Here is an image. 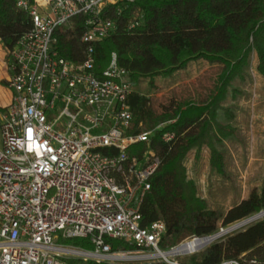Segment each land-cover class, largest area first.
Wrapping results in <instances>:
<instances>
[{
    "label": "built area",
    "instance_id": "built-area-1",
    "mask_svg": "<svg viewBox=\"0 0 264 264\" xmlns=\"http://www.w3.org/2000/svg\"><path fill=\"white\" fill-rule=\"evenodd\" d=\"M15 1L30 25L9 51L11 95L0 110V264H69L66 259L72 258L134 263L159 257L168 264H190L175 256L201 250L204 236L192 235L164 251L165 223L141 224V205L160 164L149 143L157 131L162 141H171L174 133L165 128L174 120L132 130L128 71L115 53L106 67L95 69L94 44L115 30L108 6L119 15L135 0ZM76 16L82 18L84 45L77 62L53 49L55 29L71 26ZM142 20L135 11L126 29L138 28ZM139 143L144 149L134 151ZM235 224L220 225L216 233L229 234ZM76 238L91 248L65 243ZM109 240L133 248L113 250ZM187 241L198 243L185 250ZM215 264H264V256L241 253Z\"/></svg>",
    "mask_w": 264,
    "mask_h": 264
},
{
    "label": "trees",
    "instance_id": "trees-1",
    "mask_svg": "<svg viewBox=\"0 0 264 264\" xmlns=\"http://www.w3.org/2000/svg\"><path fill=\"white\" fill-rule=\"evenodd\" d=\"M113 8L108 6L110 17L115 21L114 32L93 46L96 71L108 65L112 53L116 54L118 64L128 71L132 92L127 103L132 114V130H151L161 122L174 120L165 128L174 133L171 141H162V131H157L149 143L159 156L160 164L141 205V224L161 219L166 233L160 247L170 248L192 235L215 234L220 225H230L263 210L264 180L259 189L253 188L226 212L209 208L198 195L195 182L187 176L185 160L190 151L194 150L197 156L205 147L209 151L210 168L220 174L225 172V155L216 143L235 131L229 124L221 123L219 116L223 113L233 118L224 102L229 91L232 96L240 92L233 87V82L244 79L253 60L256 73L264 79V0H135L119 15L111 12ZM135 11L142 13V23L128 31L126 25ZM160 15L170 27L165 32L153 27ZM29 25L27 13L16 6L15 0H0V43L7 51ZM209 30L215 33L212 46L206 45L202 37ZM81 31L80 16L73 18L71 26L55 29L53 49L59 56L75 62L83 58ZM146 36L150 38L142 39ZM196 60L219 67L216 79L209 78L208 86L201 85L203 91L197 93V100L191 94L180 96L172 110L159 111L151 105L150 98L139 91L142 80L147 79L148 85L154 87V77L171 75ZM144 147V143H139L132 149L140 152ZM65 243L91 248L86 239H67ZM109 243L113 250L133 248L118 240H109ZM241 253L264 256V216L213 240L190 255L188 263L215 264ZM66 262L124 264L79 258L66 259Z\"/></svg>",
    "mask_w": 264,
    "mask_h": 264
},
{
    "label": "rangeland",
    "instance_id": "rangeland-1",
    "mask_svg": "<svg viewBox=\"0 0 264 264\" xmlns=\"http://www.w3.org/2000/svg\"><path fill=\"white\" fill-rule=\"evenodd\" d=\"M162 18V15L158 16L153 27L165 32L170 27ZM214 35L211 30L204 32L202 37L206 45L212 46ZM148 37L142 39H149ZM9 60V51L0 43V85L4 89L7 87ZM218 71V66H212L204 60L191 61L186 67L176 70L171 75L154 77V87L148 85L147 79L142 80L139 91L150 98L151 105L157 110H172L180 96L186 97L191 94L197 100V93L203 91L201 85L208 86V79H216ZM233 87L240 92L232 96V91H229L224 102V106L233 113V118H227L220 113L219 120L223 124H229L235 132L216 143L225 155L224 174L210 168L209 151L205 147L200 149L197 156L194 150L190 151L185 160L187 176L195 182L198 195L207 202L209 208L223 213L240 199L245 198L253 188L259 189L264 180V79L256 73L254 60L246 69L244 79L233 82ZM1 99H3L2 95H0ZM61 121H65V118L63 117ZM137 148L141 149L142 145H137ZM246 225L233 229L230 233ZM170 248H162V250L168 251ZM190 255L193 254H181L175 258L181 262H188ZM171 258V256L167 257V259ZM157 262L167 263L162 257L134 263Z\"/></svg>",
    "mask_w": 264,
    "mask_h": 264
},
{
    "label": "bare ground",
    "instance_id": "bare-ground-1",
    "mask_svg": "<svg viewBox=\"0 0 264 264\" xmlns=\"http://www.w3.org/2000/svg\"><path fill=\"white\" fill-rule=\"evenodd\" d=\"M263 214H264V212H262L261 214L255 215L254 217H252L250 219L243 220V221L235 224V226H233V227L236 229V228H239V227H241L243 225H246L247 223H250L251 221H254L256 218L261 217ZM207 241H208V238L207 239L204 238V239H202V241H199V243L202 245V244L206 243ZM197 243H198V241H193V242L187 241V242H185L183 244L182 248L185 249V250H191L192 248H194L197 245ZM173 252H175V251H172L170 253L172 254ZM162 255H164V253H162Z\"/></svg>",
    "mask_w": 264,
    "mask_h": 264
},
{
    "label": "crops",
    "instance_id": "crops-1",
    "mask_svg": "<svg viewBox=\"0 0 264 264\" xmlns=\"http://www.w3.org/2000/svg\"><path fill=\"white\" fill-rule=\"evenodd\" d=\"M0 95L3 96V99L0 100V107H3L10 100L11 92L7 87L4 89L2 88V85H0Z\"/></svg>",
    "mask_w": 264,
    "mask_h": 264
},
{
    "label": "water",
    "instance_id": "water-1",
    "mask_svg": "<svg viewBox=\"0 0 264 264\" xmlns=\"http://www.w3.org/2000/svg\"><path fill=\"white\" fill-rule=\"evenodd\" d=\"M262 212H264V209L263 210H260L259 212H257V213H255V214H253V215H251V216H249V217H247L246 219H243V220H247V219H250V218H252V217H254L255 215H258V214H261ZM264 215V214H263ZM262 215V216H263ZM261 216V217H262ZM257 219V218H256ZM242 220V221H243ZM241 222V221H240ZM220 237V234L219 233H215V234H212V235H208V236H204V238H208V241L206 242V243H204V244H202V245H206V244H208L209 242H211L212 240H214V239H216V238H219Z\"/></svg>",
    "mask_w": 264,
    "mask_h": 264
}]
</instances>
